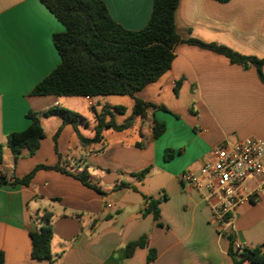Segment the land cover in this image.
I'll return each mask as SVG.
<instances>
[{
  "label": "crops",
  "instance_id": "1",
  "mask_svg": "<svg viewBox=\"0 0 264 264\" xmlns=\"http://www.w3.org/2000/svg\"><path fill=\"white\" fill-rule=\"evenodd\" d=\"M102 1L110 17L132 31L146 25L153 3ZM174 26L184 42L175 46L170 68L135 93L167 111L147 108L145 117H134L126 130L103 129L98 143L82 144L72 125L65 124L54 141L62 120L47 131L50 121L42 113L49 108L78 114L77 131L90 139L94 112L108 107L121 124L131 116L134 100L30 95L59 64L52 35L64 29L38 0H0V145L10 133L28 127V111L40 115L44 131L31 156L22 150L14 161L5 149L0 172L20 178L38 165H57L73 174L85 172L87 183L99 189L52 169L36 170L27 186H0L4 264H234L227 236L216 231L199 193L179 175L196 170L217 145L264 140V84L253 66L244 69L185 41L221 45L263 59L264 0H178ZM261 71L264 76V65ZM120 107L124 110L117 112ZM154 122L165 127L157 139ZM166 150L173 152L169 160L164 158ZM144 170L146 175L138 179ZM150 201L158 203V220L145 213ZM45 225L52 229V261L30 256L29 233ZM229 232L235 245L262 246L264 251V192L236 212ZM140 241L143 245L128 255L127 245ZM150 252L154 257L147 260Z\"/></svg>",
  "mask_w": 264,
  "mask_h": 264
},
{
  "label": "trees",
  "instance_id": "2",
  "mask_svg": "<svg viewBox=\"0 0 264 264\" xmlns=\"http://www.w3.org/2000/svg\"><path fill=\"white\" fill-rule=\"evenodd\" d=\"M48 12L62 25L63 32L52 35V43L59 56V64L31 90L33 96L55 97H98V96H128L134 100L131 116L121 124H117L108 107L100 112H94V136L90 139L82 137L77 131V123L81 117L65 108L51 107L42 113L44 116H59L61 125L55 132V141L61 127L70 124L82 144L98 143L101 141L102 130L105 128L117 132L128 129L134 117H145L147 108L161 109L151 103L135 97V93L150 83L157 81L169 68L174 57L173 51L177 44L184 42L177 34L174 26V13L178 0H153L152 10L146 25L136 31L123 28L109 15L102 0H38ZM226 3L229 0H214ZM188 44L209 49L225 56L230 63L247 69L253 66L259 80L264 84L261 71L264 58L258 59L240 55L229 48L216 44H206L189 39ZM122 112L123 108H115ZM29 125L19 132H12L6 136L5 143L0 145V164L3 161L4 149H7L16 161L22 150L33 155L44 138V131L40 122V115L33 111L26 114ZM164 124L154 122L153 137L159 138L164 132ZM173 152L166 150L165 160L172 158ZM52 169L63 172L80 180L83 184L99 191L87 183L85 172L73 174L59 166H36L28 174L18 178L7 177L0 172V186H27L36 170ZM147 170L137 175L144 178ZM157 201H150L145 213L151 214L154 220L159 219ZM44 219L48 221V217ZM229 241L228 254L234 264L248 260L252 264H264L262 246L255 248H236L235 239L231 232L227 233ZM30 256L36 260L52 261L50 243L52 229L49 225L41 226L29 233ZM143 243L136 242L127 245L126 251L130 255L136 246ZM153 252L147 257L152 260ZM0 264H4L3 254L0 253Z\"/></svg>",
  "mask_w": 264,
  "mask_h": 264
},
{
  "label": "built area",
  "instance_id": "3",
  "mask_svg": "<svg viewBox=\"0 0 264 264\" xmlns=\"http://www.w3.org/2000/svg\"><path fill=\"white\" fill-rule=\"evenodd\" d=\"M179 180L199 193L216 231L227 235L236 212L263 195L264 140L246 138L217 145L206 162L183 171Z\"/></svg>",
  "mask_w": 264,
  "mask_h": 264
},
{
  "label": "rangeland",
  "instance_id": "4",
  "mask_svg": "<svg viewBox=\"0 0 264 264\" xmlns=\"http://www.w3.org/2000/svg\"><path fill=\"white\" fill-rule=\"evenodd\" d=\"M59 99H64V100H66V99H76V97H60ZM101 104H102L101 106H104V103H101ZM194 110H195V105H194ZM111 113L112 114H116L114 111H111ZM48 119H49L48 121H50V122L46 126V130L47 131H48V129H49L50 126H53L54 128H58L57 126H58V124L60 122V117L59 116H48ZM4 152H7V151L4 149Z\"/></svg>",
  "mask_w": 264,
  "mask_h": 264
}]
</instances>
